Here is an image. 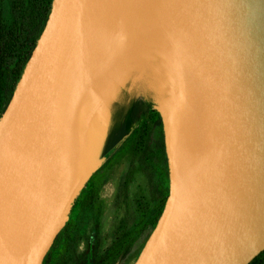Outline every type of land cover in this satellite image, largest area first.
<instances>
[{"label":"water","instance_id":"obj_1","mask_svg":"<svg viewBox=\"0 0 264 264\" xmlns=\"http://www.w3.org/2000/svg\"><path fill=\"white\" fill-rule=\"evenodd\" d=\"M151 1L181 88L174 114L156 109L170 193L134 264H250L264 252V0H54L0 120V264H43L102 166L103 113L83 64L123 44Z\"/></svg>","mask_w":264,"mask_h":264},{"label":"trees","instance_id":"obj_2","mask_svg":"<svg viewBox=\"0 0 264 264\" xmlns=\"http://www.w3.org/2000/svg\"><path fill=\"white\" fill-rule=\"evenodd\" d=\"M54 0H0V120L21 80L26 65L37 45L52 11ZM115 83L111 103L102 106L108 132L99 151L107 166L116 153L132 144L140 167L149 174L151 194L147 209L134 223L138 230L146 224L148 237L152 234L164 211L170 193L169 164L163 137V124L153 101L129 102L118 100L122 87ZM96 104L103 103L101 93L93 91ZM93 177L76 199L71 220L45 258L59 261L64 255L62 246L77 244V229L81 219L89 221L93 213L96 190ZM250 264H264V252Z\"/></svg>","mask_w":264,"mask_h":264},{"label":"rangeland","instance_id":"obj_3","mask_svg":"<svg viewBox=\"0 0 264 264\" xmlns=\"http://www.w3.org/2000/svg\"><path fill=\"white\" fill-rule=\"evenodd\" d=\"M122 43L92 65V88L99 90L101 99L110 104L114 85L118 83L122 87L118 100L153 101L168 115L174 114L180 96V74L160 19L156 15L146 16ZM107 128L102 119L99 151ZM163 137L165 141L164 124ZM101 167L93 177L97 190L95 215L78 232L81 240L75 252L77 261L93 240L100 250L106 249L120 222L136 219L139 207L150 196L149 174L137 162L132 144L123 146L107 166ZM134 260L127 264H133Z\"/></svg>","mask_w":264,"mask_h":264},{"label":"flooded vegetation","instance_id":"obj_4","mask_svg":"<svg viewBox=\"0 0 264 264\" xmlns=\"http://www.w3.org/2000/svg\"><path fill=\"white\" fill-rule=\"evenodd\" d=\"M102 101L104 104L106 103L103 99ZM140 101H145V100H140ZM133 102H136V100ZM96 200H97V190H96L95 203L93 205V213L91 219L89 221H85V219L83 218L79 222V229H77V237H76L77 244L74 246L66 245L60 247L65 252L63 257L59 259V261L48 260L47 264H127L133 258L135 259L134 263L137 261L146 242L149 239L145 223H142L140 225L141 227L138 230L135 228L137 225L134 222L137 218L134 220L131 219L122 220L114 233L112 243L108 247H106V249L100 250L99 245L96 243V240H93L91 244L89 243L87 245V248L81 259L77 261L75 252H76V248L79 247L78 244L80 243L81 240L80 238H78V232L81 227H84V225L86 226V224L89 223L94 217ZM148 202L149 201H147L146 204H143L139 207L138 216L141 215L140 214L141 212L146 211ZM70 220H71V216L69 222ZM94 232L96 231L94 230ZM43 264H46V262L44 261Z\"/></svg>","mask_w":264,"mask_h":264},{"label":"bare ground","instance_id":"obj_5","mask_svg":"<svg viewBox=\"0 0 264 264\" xmlns=\"http://www.w3.org/2000/svg\"><path fill=\"white\" fill-rule=\"evenodd\" d=\"M155 4H156V2L151 1L149 3V5L145 9L142 10V12H140L137 16H135L133 18L132 22H130L128 25L125 26L124 31L122 32L121 36L123 37L125 35H129V33L131 34V32H132L131 30H135L136 27L140 25L141 21L144 20V18L148 15H156V17H158V19H159L160 16L158 14L157 7ZM117 42H119V41L116 39V40H113L111 42V44L115 45ZM107 46H109V45H107ZM83 68H84V70H86L87 79L88 80L91 79L93 69L90 66V64L84 63ZM180 122H181V116H179L178 114L174 115L173 116V122L171 125V131L174 134V139H173L174 143H175V145H176V147L180 153L178 170H179V177L182 180L187 175V172H188V166L190 165V153H189L188 146L182 140L179 139V136L181 134Z\"/></svg>","mask_w":264,"mask_h":264}]
</instances>
